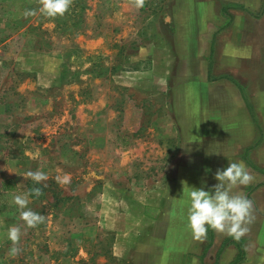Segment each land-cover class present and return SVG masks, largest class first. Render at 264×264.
Here are the masks:
<instances>
[{"label":"rangeland","instance_id":"obj_1","mask_svg":"<svg viewBox=\"0 0 264 264\" xmlns=\"http://www.w3.org/2000/svg\"><path fill=\"white\" fill-rule=\"evenodd\" d=\"M41 6L0 0V264H146L171 239L148 232L154 216L144 212L176 146L153 65L170 0H72L55 17ZM7 179L20 190L3 191ZM19 194L43 222L26 224ZM12 226L21 230L16 254ZM163 249L159 263H175Z\"/></svg>","mask_w":264,"mask_h":264},{"label":"crops","instance_id":"obj_2","mask_svg":"<svg viewBox=\"0 0 264 264\" xmlns=\"http://www.w3.org/2000/svg\"><path fill=\"white\" fill-rule=\"evenodd\" d=\"M169 8V36L153 65L166 83L176 146L144 212L154 216L148 232L171 239L156 243L146 264H160L161 248L176 256L172 264H234L238 256V264H264V0H170ZM230 161H243L253 177L230 189L252 202L248 231L235 238L209 227L196 239L190 187L211 190Z\"/></svg>","mask_w":264,"mask_h":264},{"label":"clouds","instance_id":"obj_3","mask_svg":"<svg viewBox=\"0 0 264 264\" xmlns=\"http://www.w3.org/2000/svg\"><path fill=\"white\" fill-rule=\"evenodd\" d=\"M72 0H42L40 11L50 17L63 15L70 7ZM143 6V0H137V7ZM34 9L25 11V15L34 14ZM34 181L40 182L47 179V173L43 171H31L26 173ZM215 178L218 181L211 190L190 187V207L188 208V223L196 239L206 236L211 227L220 232H226L235 238L241 237L248 231V223L252 218V202L243 195L232 194L230 189L236 185H247L253 177L247 170L243 161H230L229 165L217 170ZM60 183L69 182L68 174L57 176ZM36 195L41 193L39 187L31 190ZM19 206L20 215L26 224L35 227L43 222L45 217L39 212L33 211L29 204L28 194H19L14 197ZM21 230L18 226H12L8 230V238L13 242L10 251L16 254L20 249L16 246L20 240Z\"/></svg>","mask_w":264,"mask_h":264},{"label":"trees","instance_id":"obj_4","mask_svg":"<svg viewBox=\"0 0 264 264\" xmlns=\"http://www.w3.org/2000/svg\"><path fill=\"white\" fill-rule=\"evenodd\" d=\"M1 186H2L1 187L2 190L3 191H6L8 193H10V192H17V191L20 190V188L18 187L17 183L13 179L4 180L2 182V185ZM242 259H243V257H241V256L239 257L238 256V258L236 259V261L234 262V264L240 263Z\"/></svg>","mask_w":264,"mask_h":264}]
</instances>
